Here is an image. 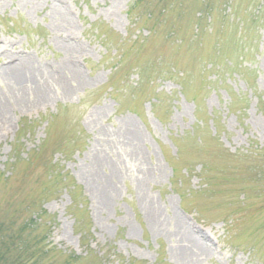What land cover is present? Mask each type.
Segmentation results:
<instances>
[{
  "label": "rangeland",
  "instance_id": "obj_1",
  "mask_svg": "<svg viewBox=\"0 0 264 264\" xmlns=\"http://www.w3.org/2000/svg\"><path fill=\"white\" fill-rule=\"evenodd\" d=\"M32 222L6 264H264V0H0V224Z\"/></svg>",
  "mask_w": 264,
  "mask_h": 264
},
{
  "label": "trees",
  "instance_id": "obj_2",
  "mask_svg": "<svg viewBox=\"0 0 264 264\" xmlns=\"http://www.w3.org/2000/svg\"><path fill=\"white\" fill-rule=\"evenodd\" d=\"M171 139V143L173 145H175L176 143V138H170ZM176 153L178 154L179 153V150L178 148H176ZM34 222L32 223H28V224H24L22 226L21 229H19V234L18 235H11L8 233L7 230H4L5 228H7V225L5 224H0V264H6V258L8 256H11L13 255V253L15 252H18L19 250H21V248H25L26 247V243L24 240L21 241V235L23 233H26L27 231L26 230H29L31 228H34L36 227V224H33ZM2 226H5L4 228H2ZM5 232V233H4ZM41 240H44V237H42V239H38L36 240V243L34 242L33 245L35 246L33 248V255H32V259L34 260L32 262V259H31V262L28 260V264H37V258H40L39 255H42V254H46V251H45V248H43L42 246H40V241ZM35 250L37 252H35ZM39 253V254H38ZM11 254V255H10ZM20 256H17L14 258V261L12 264H21L20 262ZM27 263V261H26Z\"/></svg>",
  "mask_w": 264,
  "mask_h": 264
},
{
  "label": "bare ground",
  "instance_id": "obj_3",
  "mask_svg": "<svg viewBox=\"0 0 264 264\" xmlns=\"http://www.w3.org/2000/svg\"><path fill=\"white\" fill-rule=\"evenodd\" d=\"M108 192H109V190H108Z\"/></svg>",
  "mask_w": 264,
  "mask_h": 264
}]
</instances>
